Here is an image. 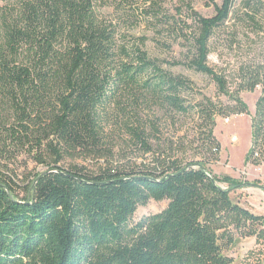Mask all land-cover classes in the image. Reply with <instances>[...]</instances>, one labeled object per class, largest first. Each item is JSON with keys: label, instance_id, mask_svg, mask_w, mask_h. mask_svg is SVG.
<instances>
[{"label": "trees", "instance_id": "obj_1", "mask_svg": "<svg viewBox=\"0 0 264 264\" xmlns=\"http://www.w3.org/2000/svg\"><path fill=\"white\" fill-rule=\"evenodd\" d=\"M232 2L215 4L210 17L187 6L191 24L171 30L186 52L172 61L150 56L146 36L132 32L139 21H159L161 8L152 0L130 10L120 7L123 0L0 6V158L4 168L21 154L46 165L24 184L22 198L0 169V264H253L226 252L240 237L264 240V216L229 197L234 188L257 184L208 167L220 151L216 116L250 115L239 93L257 87L244 165L264 161V64L244 66L232 92L207 65L209 40ZM175 66L209 76L234 104L189 99L194 84ZM188 115L206 127L200 159L185 161L166 143L153 147L163 123ZM119 128L147 158L96 174L59 166L111 157ZM150 200L167 205L133 221Z\"/></svg>", "mask_w": 264, "mask_h": 264}, {"label": "rangeland", "instance_id": "obj_2", "mask_svg": "<svg viewBox=\"0 0 264 264\" xmlns=\"http://www.w3.org/2000/svg\"><path fill=\"white\" fill-rule=\"evenodd\" d=\"M8 0H0V6ZM112 1V0H111ZM126 4L120 6L124 10L128 7L137 8L142 0H123ZM161 8L159 21L148 23L139 21L133 28L136 35H145L147 40L144 49L150 56L161 60H177L183 58L186 52V43L177 37L176 32L183 24H191L192 20L186 16L187 6L204 17L215 13V4L220 5L222 0H152ZM150 3V2H148ZM141 7V6H140ZM167 22V23H165ZM157 25V32L153 31ZM185 32V29L183 30ZM264 64V0H233L228 19L217 27L209 40V54L207 65L216 73L224 76L229 91H233L239 81V72L244 66ZM175 73L188 77L194 86V91L187 96L189 99L201 96L210 98L217 104L232 106L234 103L227 96L221 94L214 81L207 75L198 73L183 66L172 68ZM260 94V88L254 91H241L242 101L247 105V114L217 115L213 135L220 144L218 160L208 164L212 174L216 176L228 175L238 181H247L261 184L264 181V161L259 165L250 163L244 165V158L250 148L251 128L250 116L254 114L255 102ZM228 121L225 122V119ZM206 127L203 122L194 116H178L174 123H163L160 142H152L153 147L161 148L165 143L174 149L176 156L185 161H194L201 158L200 146L203 144ZM116 139L113 143L111 157L103 159H90L78 157L66 159L59 163L63 168L77 166L89 173H98L105 169L126 167L134 162L143 160L138 149L127 139H124L120 128L116 130ZM164 147V146H163ZM177 148V149H176ZM4 160L0 158V169L14 178L16 195L18 198L26 196L25 185L34 174L46 169V165L38 164L25 154L11 161L4 168ZM222 188H228L226 183L220 182ZM257 185H244L230 191L229 197L233 202L248 208L256 215L264 216V193ZM167 205V200H150L147 204L137 207L132 220L161 211ZM235 262H250L264 264V240L257 237H240L227 250Z\"/></svg>", "mask_w": 264, "mask_h": 264}, {"label": "crops", "instance_id": "obj_3", "mask_svg": "<svg viewBox=\"0 0 264 264\" xmlns=\"http://www.w3.org/2000/svg\"><path fill=\"white\" fill-rule=\"evenodd\" d=\"M256 187L260 189L264 193V181L261 180V184H258Z\"/></svg>", "mask_w": 264, "mask_h": 264}, {"label": "built area", "instance_id": "obj_4", "mask_svg": "<svg viewBox=\"0 0 264 264\" xmlns=\"http://www.w3.org/2000/svg\"><path fill=\"white\" fill-rule=\"evenodd\" d=\"M228 121V118L225 119V122Z\"/></svg>", "mask_w": 264, "mask_h": 264}]
</instances>
